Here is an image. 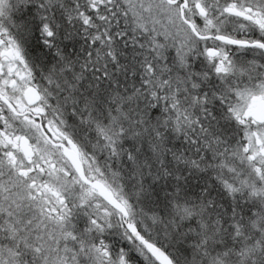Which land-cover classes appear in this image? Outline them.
I'll list each match as a JSON object with an SVG mask.
<instances>
[{"label":"snow or ice","instance_id":"obj_1","mask_svg":"<svg viewBox=\"0 0 264 264\" xmlns=\"http://www.w3.org/2000/svg\"><path fill=\"white\" fill-rule=\"evenodd\" d=\"M0 264H264V0H0Z\"/></svg>","mask_w":264,"mask_h":264}]
</instances>
